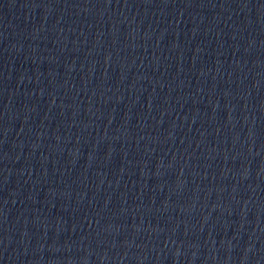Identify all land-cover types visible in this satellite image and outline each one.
<instances>
[{"label": "water", "instance_id": "1", "mask_svg": "<svg viewBox=\"0 0 264 264\" xmlns=\"http://www.w3.org/2000/svg\"><path fill=\"white\" fill-rule=\"evenodd\" d=\"M0 264H264V0H0Z\"/></svg>", "mask_w": 264, "mask_h": 264}]
</instances>
